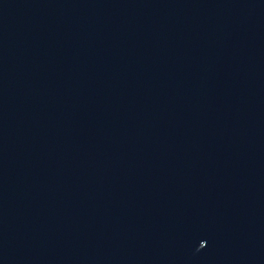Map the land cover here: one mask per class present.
Listing matches in <instances>:
<instances>
[{"label":"water","instance_id":"95a60500","mask_svg":"<svg viewBox=\"0 0 264 264\" xmlns=\"http://www.w3.org/2000/svg\"><path fill=\"white\" fill-rule=\"evenodd\" d=\"M0 264H264V0H0Z\"/></svg>","mask_w":264,"mask_h":264}]
</instances>
